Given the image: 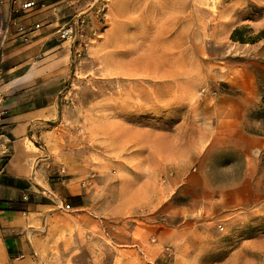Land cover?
Instances as JSON below:
<instances>
[{
    "label": "rangeland",
    "instance_id": "1",
    "mask_svg": "<svg viewBox=\"0 0 264 264\" xmlns=\"http://www.w3.org/2000/svg\"><path fill=\"white\" fill-rule=\"evenodd\" d=\"M59 1L91 36L74 64L57 33L28 88L57 97L52 183L86 198L57 202L56 264H264V0Z\"/></svg>",
    "mask_w": 264,
    "mask_h": 264
},
{
    "label": "crops",
    "instance_id": "2",
    "mask_svg": "<svg viewBox=\"0 0 264 264\" xmlns=\"http://www.w3.org/2000/svg\"><path fill=\"white\" fill-rule=\"evenodd\" d=\"M35 1L38 4L35 11L15 20L23 26L40 25L31 41L26 45L17 42L16 25H11L10 37L0 50V72L4 78L0 91L12 141L11 157L0 175V264H56L59 261L57 241L65 234L64 228L55 222L62 214L57 210V202L63 207L62 202L68 200L71 204L68 205L79 211L86 207L79 184L69 179L52 183L59 168L50 153L52 143L49 146L48 138L52 134L51 125L58 117L57 97L28 89L41 84L38 80L46 74L41 65L47 57H68L69 50H57L65 43L55 45L54 42L58 29L71 17L75 18L80 7L73 4L64 9L59 0ZM17 6V0H0V17L7 21ZM242 137L248 139L245 135ZM81 218L85 221L86 215H74L76 231L81 228ZM146 232L151 233L145 238L147 244L159 234L154 227L146 228ZM128 242L127 251L132 245ZM151 250L149 253L147 248L140 249L139 255L153 257L156 253L153 247ZM74 255L68 259L62 254L60 261L74 264Z\"/></svg>",
    "mask_w": 264,
    "mask_h": 264
},
{
    "label": "built area",
    "instance_id": "3",
    "mask_svg": "<svg viewBox=\"0 0 264 264\" xmlns=\"http://www.w3.org/2000/svg\"><path fill=\"white\" fill-rule=\"evenodd\" d=\"M18 6L12 9L10 19L7 21L0 17V50L10 37V26L16 25L14 39L21 44H28L32 39V34L39 28V24L33 26H23L15 23V20L21 16L38 8L35 0H17ZM85 19L80 18L76 21L69 22L58 30L61 39L72 43L71 60L76 64L85 54L90 44V34L88 33ZM95 35V33H94ZM3 74L0 72V85L3 82ZM3 93L0 91V175L4 173V165L11 157L12 141L9 135L7 119V109L3 105ZM3 163V164H1ZM65 209L69 210L70 206L65 205Z\"/></svg>",
    "mask_w": 264,
    "mask_h": 264
},
{
    "label": "bare ground",
    "instance_id": "4",
    "mask_svg": "<svg viewBox=\"0 0 264 264\" xmlns=\"http://www.w3.org/2000/svg\"><path fill=\"white\" fill-rule=\"evenodd\" d=\"M169 41V40H168ZM145 58V57H144ZM150 59V58H149ZM165 59V58H164ZM146 60H147V58H146ZM146 60H143V61H141V62H138L137 63V67H135L137 70H139V69H144V70H146L147 72L148 71H154V72H160L161 70V65H159L160 64V61L159 60H156L159 64H157L155 67L153 66H148V65H146V64H148L149 62H148V60L146 61ZM154 61V60H153ZM153 61H152V63H153ZM167 62V61H166ZM151 63V64H152ZM150 65V64H149ZM168 70V69H167ZM162 74H165V75H168V71H164V72H162Z\"/></svg>",
    "mask_w": 264,
    "mask_h": 264
}]
</instances>
